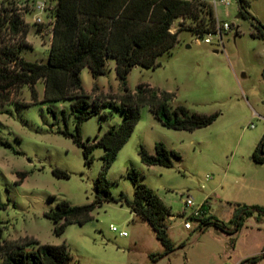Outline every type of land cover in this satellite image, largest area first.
I'll list each match as a JSON object with an SVG mask.
<instances>
[{
	"label": "rangeland",
	"instance_id": "1",
	"mask_svg": "<svg viewBox=\"0 0 264 264\" xmlns=\"http://www.w3.org/2000/svg\"><path fill=\"white\" fill-rule=\"evenodd\" d=\"M23 2L0 0V6L18 14L22 24L17 33L3 24L0 46L15 47L22 42L21 56L46 62L51 16L41 12L44 22L35 24L37 11L29 6L23 10ZM47 3L53 7L55 0ZM244 5L254 19L237 16L238 0H230L228 6L217 4L216 18L230 23V28L222 30L220 37L210 33V43L203 41L207 34L186 29L189 19H176L171 30L182 25L178 41L158 56L159 65H135L126 76L131 93L138 84H149L173 94L171 108L182 105L189 112L219 113L209 125L190 131L163 126L147 105H140L138 122L106 171L115 198L123 193L133 199L134 184L127 176L133 167L139 180L164 202L170 211L163 222L173 244L171 252L161 255L165 246L151 225L123 200L103 201L89 220L67 224L61 234L55 233V222L44 213L63 199L71 205L95 199L94 185L103 168L105 149L95 147L91 163L84 162L82 149L72 137L76 128L71 100L43 101L42 79L35 83V102L29 85L23 84L14 95L20 101L9 100L0 106L1 243L24 238L64 243L71 255L67 264H240L261 255L263 216L246 217L231 234L214 226L201 229L197 220H191L190 229L183 226L185 216L202 203L213 219L229 227L235 204L264 207V162L251 158L264 133V0H245ZM114 64L109 60L105 73L97 77L88 67L79 73L89 100L117 106L101 105L99 113L83 120L80 135L85 142L123 120L119 95L124 90ZM159 141L180 155L171 156V166L147 165L140 159V147L154 153ZM187 197L193 205L183 214ZM110 224L126 235L112 231ZM244 264H264V254Z\"/></svg>",
	"mask_w": 264,
	"mask_h": 264
},
{
	"label": "trees",
	"instance_id": "2",
	"mask_svg": "<svg viewBox=\"0 0 264 264\" xmlns=\"http://www.w3.org/2000/svg\"><path fill=\"white\" fill-rule=\"evenodd\" d=\"M245 0H238V17L254 19L245 8ZM54 21L46 62L25 59L20 55L25 44L15 47L0 46V106L14 98L23 84H28L33 102L37 100L35 83L44 82L43 101L71 100L70 109L74 114L76 133L74 142L82 149L84 162L90 164L92 151L97 146L105 149L103 168L95 182V199L82 205H71L67 200H60L54 210L44 214L55 222L54 231L61 234L70 223L83 224L92 217L91 212L103 201H125L131 211L144 218L153 228L157 238L165 246L161 255L173 250V244L167 235L164 218L169 209L157 194L139 180V172L131 167L127 176L134 184V197L128 199L123 193L115 198L109 191L106 171L114 161L117 152L131 135L140 118V105H147L161 122L168 128L194 130L212 123L219 115L189 112L182 105L171 108L169 100L172 93L158 91L149 84L140 83L131 93L126 86V76L135 65L155 67L157 58L169 51L178 41L180 24L175 31L171 25L176 19H189L186 29L197 35L215 32L216 14L211 0H55L52 8ZM7 23V24H6ZM6 24L11 32L17 33L22 26L18 14H12L10 8L0 6V43L1 26ZM264 29V25L262 26ZM184 29V28H183ZM238 31L235 30V34ZM109 60L115 62L114 68L120 79L124 93L119 95L123 120L112 125L92 140L83 141L80 125L83 120L100 112L102 103L89 100L83 90L79 73L88 67L91 75L104 74ZM264 133L261 136L251 158L264 162ZM140 159L147 165L159 164L171 166V156L180 158L178 152L168 149L163 142L155 143V152L149 153L143 147L139 150ZM55 174L66 176L58 170ZM256 214L264 217V207L258 205L235 204L231 226L213 219L207 213L200 218L201 229L214 226L226 233H235L243 225L246 217ZM201 223V224H200ZM0 228V264H67L71 255L64 243H40L34 238H24L1 243ZM261 255L246 258L255 261Z\"/></svg>",
	"mask_w": 264,
	"mask_h": 264
},
{
	"label": "built area",
	"instance_id": "3",
	"mask_svg": "<svg viewBox=\"0 0 264 264\" xmlns=\"http://www.w3.org/2000/svg\"><path fill=\"white\" fill-rule=\"evenodd\" d=\"M211 3L213 4L214 8L217 6V4H222L224 6H228L230 4V0H211ZM27 6H29L32 11H37V13L34 15V18H33V21L35 24H42L44 22L43 19L39 16V14L41 12H46V14H48V13L50 14L51 18L49 21H50L51 32H52V24L54 21V16L52 13L53 7L48 6L47 0H37V1H35V0H24V2L22 4V9L24 10L25 8H27ZM20 8L18 9V11L20 10ZM229 28H230V23H228L226 21H223L222 23H220L218 21V19L216 20L215 32L217 33V35L219 37L221 36L222 30H228ZM203 41L206 43L211 42L210 33H207V35L205 37H203ZM250 126L253 127L254 125L251 123ZM183 202H184L185 208H184L182 213L186 214V209L192 208V205H193L192 204V198L187 197L184 199ZM207 213H209V210H208V208L205 207L204 203L193 208L191 210V212H189V214H187L184 218V221H183L184 228L190 229L192 227L191 220H193V218L204 217ZM110 229L112 231H118L117 227L112 225V224H110ZM118 233H119V235H126V232L123 230L118 231Z\"/></svg>",
	"mask_w": 264,
	"mask_h": 264
},
{
	"label": "crops",
	"instance_id": "4",
	"mask_svg": "<svg viewBox=\"0 0 264 264\" xmlns=\"http://www.w3.org/2000/svg\"><path fill=\"white\" fill-rule=\"evenodd\" d=\"M49 45H50V42H49ZM264 116H262V118H263ZM263 120H264V118H263Z\"/></svg>",
	"mask_w": 264,
	"mask_h": 264
}]
</instances>
